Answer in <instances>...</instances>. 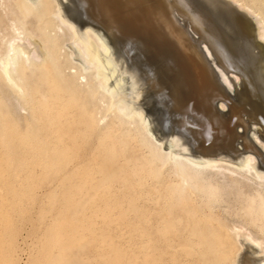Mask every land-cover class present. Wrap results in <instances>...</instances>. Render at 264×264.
<instances>
[{
	"label": "bare ground",
	"instance_id": "6f19581e",
	"mask_svg": "<svg viewBox=\"0 0 264 264\" xmlns=\"http://www.w3.org/2000/svg\"><path fill=\"white\" fill-rule=\"evenodd\" d=\"M176 2L156 0V11L153 12L147 0H111L113 15L107 24H103L95 12L84 15L75 11L70 0H4L13 24L12 34L4 40L0 53V120H4V124L9 125L7 127L21 140L19 142L25 145L27 139L22 122L32 116L29 102L33 94L41 95L38 91L41 85L48 84L51 88L65 89L69 97L61 107L65 112L75 110V118L86 122L91 114L86 115L80 100L73 97L76 93V83L72 81L75 73L83 80L88 95H100L109 113L123 123L121 127L125 125L138 142L145 144L152 158L171 165L182 181L189 183L188 179L202 175L203 169H209L210 173L212 169H222V176L221 172L217 173L222 178L225 169L232 174L253 170L254 177L261 180L264 153L253 141L264 147V15L260 11L256 13L254 5L252 10L251 6L238 0H202L206 8L191 14L174 7ZM1 18L0 13V23ZM27 22H31V29L26 26ZM65 47L69 59L68 77L71 79L64 77L58 61ZM225 103L228 104L227 111L221 112L219 108ZM185 104L191 106L190 112L177 115L182 113ZM161 116L162 121L158 119ZM253 125L256 131L252 133L255 139L252 141L246 133ZM18 126L22 128L16 132ZM255 157L258 158L256 164ZM183 169L189 172V176L183 173ZM254 183L264 188V183ZM181 184L175 189L178 201L191 193L202 198L204 204L200 210L203 223L207 224L204 234L214 231L218 238V227H212L209 219L224 214L219 215L218 210L227 198L221 192L225 189L220 190L224 185ZM261 195L258 192L253 203L243 199L239 208L241 221L260 233L259 236L245 225L227 224L233 234L230 237L236 243L229 264H264V202L260 200ZM216 241L218 253L224 257L226 244L220 236ZM203 243L190 245L192 250L195 248V255L192 254L196 261L202 260V251L205 253L201 247ZM205 260V264H209L206 255Z\"/></svg>",
	"mask_w": 264,
	"mask_h": 264
},
{
	"label": "rangeland",
	"instance_id": "374dc122",
	"mask_svg": "<svg viewBox=\"0 0 264 264\" xmlns=\"http://www.w3.org/2000/svg\"><path fill=\"white\" fill-rule=\"evenodd\" d=\"M238 1L242 4L245 2L256 13L260 11L264 15V0ZM7 11L4 0H0V53L5 41L12 34L13 21ZM26 26L31 29V22H27ZM191 35L195 36L192 32ZM66 50L67 47L64 52L61 50L58 61L64 77L71 79L68 77L69 59L67 60ZM257 50L256 47L255 51ZM72 81L76 83L73 84L76 90L73 97L80 100L86 115L91 114L87 116L86 122L75 118V110L72 113L69 112L71 110L65 112L61 107L69 97L65 89L51 88L48 84L39 87L40 96H31L28 106L32 116L22 122L25 124L23 127L27 139L25 145L19 142L21 140L7 127L9 125L0 120V264H183L186 260V264H205V255L209 264H229L228 259L234 248L236 249V243L230 237L233 234L228 230V225L242 224L250 232L256 233L249 224L241 221L239 208L243 199L253 203L258 192H261L260 200L264 202V188L253 184L254 181L264 183V176L258 180L254 177L253 170H250L251 173L240 171L232 174L225 169V177L222 178V169H216L217 172L212 169L211 173L209 169H201L202 175L196 176L198 179L195 176L188 177L190 184L184 182L171 165L161 164L152 158L147 146L144 147L145 144L138 142L125 125L121 127L123 123L113 113H109L106 102L100 99V95H88L83 80L78 79L75 73ZM223 105L219 108L221 112L227 111L228 104ZM31 121L33 124H30ZM251 127L246 134L253 141L255 139L252 133H255L256 126ZM18 128L16 132L22 127ZM253 142L264 153V147L256 140ZM29 145L31 146L28 147ZM47 147L49 149H45ZM50 150L52 151L49 152ZM262 157L264 158L263 154ZM255 158L254 164L258 161ZM184 168L186 171L187 168ZM218 171L221 172L220 175L217 174ZM183 173L189 176V172H184V169ZM204 174L207 178H204ZM181 183L224 185L219 188L225 189L221 192L227 198L222 203L224 205L218 206V212L219 215L224 213L220 217L225 218L216 215V218L209 219L212 227H218V238L220 236L226 244L227 252L224 257L218 253V238L213 234L214 231L204 234L207 224L203 223L200 210L204 204L203 199L191 193L188 197L182 196L178 201L175 189ZM256 235L259 236L260 233L257 232ZM193 242H204L203 246L199 244L207 253L203 254L202 251V260H194L195 248L192 250L190 247ZM204 246L206 247L203 248ZM175 255H178V259Z\"/></svg>",
	"mask_w": 264,
	"mask_h": 264
},
{
	"label": "snow or ice",
	"instance_id": "6c2138e0",
	"mask_svg": "<svg viewBox=\"0 0 264 264\" xmlns=\"http://www.w3.org/2000/svg\"><path fill=\"white\" fill-rule=\"evenodd\" d=\"M155 2L156 0H147V4L153 12L156 11ZM70 3L75 11L80 14L88 15L95 12L100 17V23L103 24H107L113 15L111 0H70ZM174 7L182 9L186 14H191L197 10L206 8L202 0H177ZM201 51L204 50L201 49ZM190 107V105L185 104L182 113H177V115L188 114L190 112ZM158 119L162 121L163 117L161 116Z\"/></svg>",
	"mask_w": 264,
	"mask_h": 264
}]
</instances>
